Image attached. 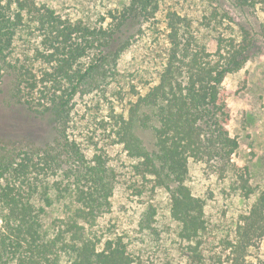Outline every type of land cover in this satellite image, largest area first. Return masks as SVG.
<instances>
[{
	"label": "trees",
	"instance_id": "1",
	"mask_svg": "<svg viewBox=\"0 0 264 264\" xmlns=\"http://www.w3.org/2000/svg\"><path fill=\"white\" fill-rule=\"evenodd\" d=\"M235 1L259 3L264 10V0ZM160 3L128 0L89 25L34 0H0V86L9 77L13 100L36 114L49 113L55 129L43 145L0 137V264H134L126 235L96 229L111 210L118 175L105 149L89 153L78 140V96L108 103L102 127L127 158L133 194L144 206L139 230L159 235L149 198L164 191L189 260L201 263L207 228L204 199L188 184L190 163L229 178L231 189L245 197L253 192L247 167L231 160L238 141L228 133L222 84L249 57L252 41L244 27L237 35L219 33L210 51L190 18L167 10L165 53L153 83L146 81L144 92L131 86L134 98L126 111L111 101L121 54L133 37L126 34L128 26L155 24ZM214 15L221 24L231 18L226 10ZM139 127L151 129V150L138 136ZM54 211L57 216L50 217ZM263 237L264 189L240 215L235 239L227 241V264H249V248ZM217 253L213 264H223Z\"/></svg>",
	"mask_w": 264,
	"mask_h": 264
},
{
	"label": "rangeland",
	"instance_id": "2",
	"mask_svg": "<svg viewBox=\"0 0 264 264\" xmlns=\"http://www.w3.org/2000/svg\"><path fill=\"white\" fill-rule=\"evenodd\" d=\"M34 1L51 7L64 18L97 25L108 10L119 9L128 0ZM167 10H175L190 18L195 33L210 51L215 48V38L221 32L226 36L237 35L240 27H244L250 34L252 43L247 61L241 69L227 74L222 84L230 112L228 133L238 141L231 160L238 166L247 167L253 192L245 197L231 189L229 178L211 173L204 163H190L188 184L194 195L204 199L207 228L203 235L201 263L189 260L188 251L176 236L177 227L169 216V200L164 191L158 190L149 198L156 207L155 226L159 235L139 230L138 221L144 206L133 194L135 189L130 185L127 158L121 148L105 136L102 127V118H107L108 103L99 104L95 99L78 96L74 128L78 140L89 153L97 148L105 149L118 175L111 210L98 219L96 229L109 228L112 232L126 235L129 250L137 256L134 264H213L216 254H219L217 252L222 254L223 264H227V241L235 239L240 215L264 189V10L259 3L253 7L239 6L235 0H161L155 24L144 23L141 30H138V23L128 26L126 34L133 37H130V46L121 54V75L119 81L112 83L115 93L110 98L117 111H126L129 101L134 98L132 85L134 90L137 88L144 92L148 86L145 82L149 80L152 84L154 81L157 62L165 53L163 16ZM223 10L231 18L223 19L221 24L216 21L214 12L221 13ZM118 84L123 88L119 89ZM9 88L10 78L4 76L0 86V137L30 140L36 145L52 141L55 129L50 114H36L28 110L13 100ZM136 131L143 144L151 150L154 147L151 129L139 127ZM57 214L54 211L50 217ZM246 260L249 264H264V237L249 248Z\"/></svg>",
	"mask_w": 264,
	"mask_h": 264
}]
</instances>
